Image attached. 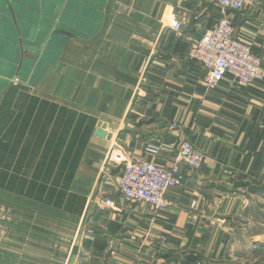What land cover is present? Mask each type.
Here are the masks:
<instances>
[{
  "label": "crops",
  "instance_id": "obj_1",
  "mask_svg": "<svg viewBox=\"0 0 264 264\" xmlns=\"http://www.w3.org/2000/svg\"><path fill=\"white\" fill-rule=\"evenodd\" d=\"M0 5V70L13 69L0 73V264H240L264 243V84L206 91L188 58L216 0H10L25 34L36 16L70 34L42 53L40 27L25 51L2 39ZM230 17L264 67V0ZM184 139L204 156L195 172L176 158ZM113 150L178 163L171 207L153 215L106 186L123 166Z\"/></svg>",
  "mask_w": 264,
  "mask_h": 264
},
{
  "label": "built area",
  "instance_id": "obj_2",
  "mask_svg": "<svg viewBox=\"0 0 264 264\" xmlns=\"http://www.w3.org/2000/svg\"><path fill=\"white\" fill-rule=\"evenodd\" d=\"M254 3L255 0H216L221 18L189 48L188 58L198 62L204 70L206 91L216 90L226 78L230 91L256 83L264 84V67L260 59L234 36L230 17L231 13L245 11ZM170 28L178 33L180 23L174 21ZM172 127L177 128L178 125L173 123ZM146 151L156 152L152 147ZM176 158L189 172L197 171L204 162L203 154L185 139L177 147ZM108 162L123 166L119 177L116 180L108 177L105 185L114 188L127 202L148 206L153 215L171 207L172 203L165 198L166 192L182 186L183 176L178 163L164 169L142 157L127 160L114 150ZM103 205L112 208L113 201L106 199ZM75 264L83 262L77 259Z\"/></svg>",
  "mask_w": 264,
  "mask_h": 264
},
{
  "label": "water",
  "instance_id": "obj_3",
  "mask_svg": "<svg viewBox=\"0 0 264 264\" xmlns=\"http://www.w3.org/2000/svg\"><path fill=\"white\" fill-rule=\"evenodd\" d=\"M3 3L5 4L6 7V15H9L11 22L13 24V34L15 36V38L17 39V41L14 40L13 36H9L3 35V39L7 40L8 43L16 46V44L18 45V43H21V46L23 47V50H27L30 46H34L36 40L39 38V29L38 27L41 28L40 32H44L46 31V33L44 34L41 43L38 45L39 47V52L42 53L44 51V48L46 47L47 43L50 42L53 38H55L56 35H66L69 36L70 34L67 33L66 31L59 29L58 25H56V27L52 26V20H47L45 23H41L39 25L38 23V16H36V18H34V20H30L28 21V25H29V31L28 33L25 34V30L23 28L24 24H22L23 26L21 27L20 24H18L16 22L15 19V13L13 12V9L10 5V0H2ZM42 32V33H43ZM19 40V41H18ZM10 48V47H9ZM96 137L98 138H106L107 140L110 139V135L107 134L102 128L97 129L96 131Z\"/></svg>",
  "mask_w": 264,
  "mask_h": 264
},
{
  "label": "rangeland",
  "instance_id": "obj_4",
  "mask_svg": "<svg viewBox=\"0 0 264 264\" xmlns=\"http://www.w3.org/2000/svg\"><path fill=\"white\" fill-rule=\"evenodd\" d=\"M0 7H2V6L0 5ZM10 21H11V19H10ZM20 25H21V27L23 26L22 24H20ZM10 27H12L11 24H10ZM23 28H24V26H23ZM12 36H13L14 40L17 41L14 34H12ZM10 69H9V71H7V73H6V69H5V71L0 70V73L6 74V76H9L10 74H12V73H10V71L13 70V69H11V70ZM262 216L264 217V214H262ZM252 247H253L252 245H249V248L248 249L246 248V256H245L243 261H239L240 264L241 263L242 264H264V243H262L260 245H255L254 249ZM253 250L255 251V255L252 253ZM234 264H236V262Z\"/></svg>",
  "mask_w": 264,
  "mask_h": 264
}]
</instances>
